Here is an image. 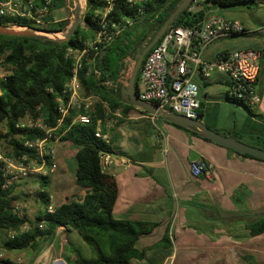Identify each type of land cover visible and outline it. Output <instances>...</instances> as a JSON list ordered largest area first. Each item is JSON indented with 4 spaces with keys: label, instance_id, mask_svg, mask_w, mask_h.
Wrapping results in <instances>:
<instances>
[{
    "label": "crops",
    "instance_id": "obj_1",
    "mask_svg": "<svg viewBox=\"0 0 264 264\" xmlns=\"http://www.w3.org/2000/svg\"><path fill=\"white\" fill-rule=\"evenodd\" d=\"M211 11L238 21L243 29L221 34L204 47L202 57L210 59L218 52L241 48L258 49L261 54L255 90L260 101L247 109L228 97L226 74L213 72L204 78L195 73L198 120L251 145L243 136L264 139V0ZM123 103L125 106L111 111L102 124L111 146L106 172L114 176L117 185L112 214L117 219L159 223L139 238L136 246L145 249V255L131 259V264H169L175 252L181 255L180 264H264V232L251 236L246 229L249 221L264 215V161L239 155L163 115ZM227 112H236L249 123L236 126L232 115L223 121L222 114ZM55 151L56 168L47 189L52 209L70 200L81 201L87 190L75 183L77 148L59 137ZM193 160L210 163L212 177L192 175ZM225 212L241 218L231 220ZM167 226L170 246H162L159 243ZM59 233L66 235V243L77 238L72 228L59 226L55 238ZM92 255L91 251L82 256ZM56 261L61 264L60 259Z\"/></svg>",
    "mask_w": 264,
    "mask_h": 264
},
{
    "label": "trees",
    "instance_id": "obj_2",
    "mask_svg": "<svg viewBox=\"0 0 264 264\" xmlns=\"http://www.w3.org/2000/svg\"><path fill=\"white\" fill-rule=\"evenodd\" d=\"M180 1L112 0L110 8L105 11L108 6L107 0H85L82 21L75 34L66 41L43 36L0 34V53L6 54L5 63L11 66L10 73L0 79V125L5 124L7 130L3 138L11 147L7 153L15 156L27 154L34 158V154L23 145V141L40 138L44 133L39 129L18 127L17 122L26 116L41 117L48 127H55L59 113L54 99L72 74V61L66 57V49L83 48L84 43L93 38L102 26L110 32L114 30L112 24H117L121 28L111 42L94 55L93 62H87V58L93 56L92 50L88 52L78 72L85 94H94L100 99L94 104L90 122L71 124L74 111H70L60 127L54 131L55 135L61 134V140H68L77 148L74 176L77 185L87 188L83 199L70 200L48 211L49 177H42L39 179L37 191L42 203L41 208L33 219L27 215L18 216L13 211V206L18 200L17 195L12 193L13 186L1 187L4 177L0 162V251H29L32 258L27 264H33L35 257L43 249L42 245L51 244L57 227L64 226L76 230L93 253L90 258H85L78 249H73L75 259L72 264H131V259L144 257L145 249H138L137 242L142 235L150 233L159 223L117 219L113 216L112 208L117 196L116 181L112 174L101 171L99 164L100 154L109 153L111 146L96 137L95 131L97 126L103 130L102 124L110 116L111 111L125 106L120 98L121 84L114 91L105 82L116 81L122 72L124 60L136 51L137 46L152 30H156L157 23H162ZM209 2L210 5L203 3L201 8L194 11L184 8L171 26H193L205 17L209 9L248 5L254 0ZM64 5L65 0H53L50 11L53 12ZM126 19H129L131 24L126 23ZM7 20L0 17V24L5 26ZM67 24L68 21L61 20L51 25L49 30H63ZM160 40L161 37L153 46ZM89 66L97 69L99 72L97 78L92 72L87 73ZM137 82L138 72L136 88ZM235 102L249 109L247 105ZM251 145L264 149V139L258 138L256 144ZM236 153L255 158L248 154ZM223 214L230 215L231 220L241 218L240 215L233 216L232 212ZM25 224L28 228L21 230ZM246 229L251 236L263 233L264 215L249 221ZM1 232L5 233L4 237ZM168 238L167 226L159 244L170 246ZM0 264L16 263L9 257H0Z\"/></svg>",
    "mask_w": 264,
    "mask_h": 264
},
{
    "label": "built area",
    "instance_id": "obj_3",
    "mask_svg": "<svg viewBox=\"0 0 264 264\" xmlns=\"http://www.w3.org/2000/svg\"><path fill=\"white\" fill-rule=\"evenodd\" d=\"M53 0H0V17L8 19L6 27L13 29H33L34 32L47 36L58 37L63 30H49L53 24L61 20L50 11ZM140 2L145 0H128ZM112 0H107L110 8ZM203 3L210 5L209 0H191L187 9L194 11L201 8ZM141 13L140 10H137ZM126 23L131 24L129 19ZM103 25V24H102ZM113 31H107L104 26L94 37L84 43L83 48H67L65 55L72 61V74L64 83L60 93L55 96V105L59 113L56 126L48 127L41 117L26 116L20 119L16 126L21 128L39 129L44 135L40 138L25 139L23 145L32 151L34 158L27 155H11L0 151V162L4 181L2 188H9L12 184L35 176L40 179L49 177L56 168L55 143L60 135L54 131L60 127L70 111H74L72 123H89L94 104L100 99L94 94H85L80 83L78 72L82 61L90 50L93 56L87 62H93L94 55L105 48L121 28L112 24ZM243 26L236 20L226 19L208 10L205 17L193 26H168L161 40L152 46L144 56L138 70L137 95L149 103H155L162 109H169L187 118L199 119L200 100L198 86L193 79L195 73L208 78L213 72L224 73L228 77L227 95L230 99L247 106L256 105L260 97L255 90V81L259 71L260 51L254 48H241L218 52L210 59L202 57L204 47L218 38L221 34L242 31ZM124 65L122 72L115 82L106 81L114 91L118 85L127 83L128 73ZM92 72L97 78L99 72L93 66L88 67L87 73ZM9 74L8 71L0 74V79ZM85 94V95H84ZM6 127V126H5ZM7 130V129H6ZM95 136L109 143L107 134L99 126ZM110 162L108 152L100 154L101 171L106 172ZM190 172L194 176L212 177V165L204 160L190 162ZM49 198L51 196L49 195ZM20 205L13 206L18 216H23ZM19 210V211H18ZM51 206L48 211H51ZM25 224L21 230L27 229ZM2 253L0 252V256Z\"/></svg>",
    "mask_w": 264,
    "mask_h": 264
},
{
    "label": "water",
    "instance_id": "obj_4",
    "mask_svg": "<svg viewBox=\"0 0 264 264\" xmlns=\"http://www.w3.org/2000/svg\"><path fill=\"white\" fill-rule=\"evenodd\" d=\"M75 3L74 6V18L67 27V29L62 33L61 38H53L60 41H66L71 36L75 34V31L80 25L81 22V10L79 5V0H73ZM191 0H181L175 9L168 15V17L162 22L157 23L156 30H152L137 46L136 51L129 57V60L125 66V70L128 73L127 83H123L120 87V98L132 104L138 108H141L145 111H148L155 115H163L169 121L185 126L189 129H192L198 132L200 135L207 137L209 140L227 147L235 152L241 154H248L257 159L264 160V149L259 147L244 143L240 140H237L233 137L220 134L211 128L207 127L205 124L200 122L198 119H192L184 117L180 114L173 112L172 110H165L158 107L155 103H149L141 100L136 91V76L137 72L141 66V63L144 59L145 54L152 48V46L158 41V39L163 35L168 26H171L173 21L180 15L181 11L187 7ZM33 29H13L8 28L0 24V34L3 35H14V36H36L41 37L40 35L33 32ZM61 264L64 263V260L60 259ZM57 261H54L56 264Z\"/></svg>",
    "mask_w": 264,
    "mask_h": 264
},
{
    "label": "rangeland",
    "instance_id": "obj_5",
    "mask_svg": "<svg viewBox=\"0 0 264 264\" xmlns=\"http://www.w3.org/2000/svg\"><path fill=\"white\" fill-rule=\"evenodd\" d=\"M80 1V0H79ZM85 0H82L81 4V21L82 17L85 11ZM53 13L56 15V17L63 21H68L67 26L63 29V32L67 29L69 24L74 18V2L73 0H65V5L62 8L55 9ZM81 23V22H80ZM34 32V31H33ZM40 36L42 34L34 32ZM62 34L58 35V38H61ZM43 37H47L43 35ZM54 38H57L54 36ZM5 55L3 53H0V74L5 73L8 71L10 73L11 66L7 63H5ZM85 95V94H84ZM242 108V107H241ZM243 111V110H242ZM245 114L246 112L243 111ZM227 115H232L234 120H236V126L242 127L246 123H249L248 121H244V117H242L240 114L233 112V113H223L222 114V120L225 121V118H227ZM245 122V123H244ZM6 132L5 124L0 125V151L4 152L5 154H8L11 150V147L6 142V139L3 138L4 134ZM248 142L256 144V140L251 137L243 136ZM59 171V168H57ZM11 186H13L12 193L16 194L18 197V200L15 202L18 205H20V211L23 215H27L29 218L33 219L35 217V214L37 211L41 208V201L37 196V191L39 190V179L35 176H30L27 179L21 180L20 182L14 183ZM51 187V186H50ZM14 204V205H15ZM19 211V210H18ZM2 237L5 236L4 232H1ZM77 238H75L74 242L69 241L66 243L65 241L68 240L65 234H60L55 238V240L52 241V245L49 243H44L43 249L41 253H39L34 261L33 264H54V261L62 259L66 264H72V261L75 259V254L72 251V248H77L81 251V254L84 256V252L91 254L90 247L81 239V237L76 233ZM2 255L0 257H9L12 259L16 264H27L28 260L32 258V254L29 253V251H13V252H5L0 251ZM175 257L176 260H175ZM85 258H90L85 257ZM175 260V264L181 263V255L179 253L176 255V252L173 253V255L169 259V264H173ZM69 263H68V262Z\"/></svg>",
    "mask_w": 264,
    "mask_h": 264
},
{
    "label": "bare ground",
    "instance_id": "obj_6",
    "mask_svg": "<svg viewBox=\"0 0 264 264\" xmlns=\"http://www.w3.org/2000/svg\"><path fill=\"white\" fill-rule=\"evenodd\" d=\"M73 2H74V1H73ZM81 4H82V0L79 1L80 10L82 9ZM74 6H75V3H74ZM42 36H43V35H42Z\"/></svg>",
    "mask_w": 264,
    "mask_h": 264
}]
</instances>
